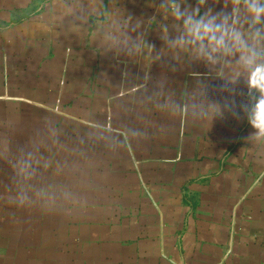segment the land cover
<instances>
[{
	"label": "crops",
	"instance_id": "crops-1",
	"mask_svg": "<svg viewBox=\"0 0 264 264\" xmlns=\"http://www.w3.org/2000/svg\"><path fill=\"white\" fill-rule=\"evenodd\" d=\"M159 2L0 0V264H264V139Z\"/></svg>",
	"mask_w": 264,
	"mask_h": 264
},
{
	"label": "clouds",
	"instance_id": "clouds-1",
	"mask_svg": "<svg viewBox=\"0 0 264 264\" xmlns=\"http://www.w3.org/2000/svg\"><path fill=\"white\" fill-rule=\"evenodd\" d=\"M213 5H221L217 11L209 7V0H160L159 9L165 19L175 23L176 34L168 33L167 25L161 39L165 45L179 53L188 52L195 61L202 62L210 69L222 72L219 92L223 102L212 101L210 110L220 118L225 112L238 116L239 108L246 115L253 131L249 138L264 139V0H212ZM129 19H131L129 17ZM129 53L141 52L143 47L150 50L155 45L146 44L143 39L132 40ZM243 82L249 101L237 105L236 85ZM211 118V117H210ZM32 153L21 161L18 170L23 179L35 176ZM12 202L19 206L29 203L25 192H20Z\"/></svg>",
	"mask_w": 264,
	"mask_h": 264
}]
</instances>
